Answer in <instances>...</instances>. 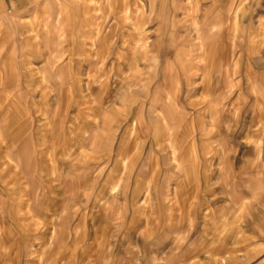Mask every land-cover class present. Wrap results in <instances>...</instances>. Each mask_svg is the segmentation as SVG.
I'll return each instance as SVG.
<instances>
[{"label":"rangeland","instance_id":"rangeland-1","mask_svg":"<svg viewBox=\"0 0 264 264\" xmlns=\"http://www.w3.org/2000/svg\"><path fill=\"white\" fill-rule=\"evenodd\" d=\"M105 4L102 143L107 149L115 124L117 209L68 218L82 209L67 201L54 226L69 232L89 222V242L102 249L92 250V264H264V0ZM235 14L244 18L230 26ZM67 45L49 44L60 52L54 65L65 63ZM161 119L166 134L157 141ZM104 157L92 171V210L111 200L95 193L114 169V154Z\"/></svg>","mask_w":264,"mask_h":264},{"label":"crops","instance_id":"crops-1","mask_svg":"<svg viewBox=\"0 0 264 264\" xmlns=\"http://www.w3.org/2000/svg\"><path fill=\"white\" fill-rule=\"evenodd\" d=\"M105 12V0H0V264H92V250H102L89 242V222L62 232L53 220L65 216L60 213L67 201L82 209L68 218L112 217L104 213L117 209L122 147L115 124L108 148L102 143ZM235 15L230 26L244 18ZM6 40L11 44L2 53ZM56 43L68 44L64 64H53L60 52L49 44ZM154 133L157 141L166 134L163 119ZM108 154H114V169L97 181L95 193L111 200L92 210V171ZM180 166L190 180H198L191 164ZM62 233L73 241H64Z\"/></svg>","mask_w":264,"mask_h":264}]
</instances>
